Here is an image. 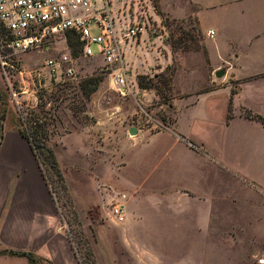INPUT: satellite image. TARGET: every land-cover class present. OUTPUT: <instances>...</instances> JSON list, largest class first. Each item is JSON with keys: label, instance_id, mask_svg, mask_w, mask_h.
Returning <instances> with one entry per match:
<instances>
[{"label": "crops", "instance_id": "crops-1", "mask_svg": "<svg viewBox=\"0 0 264 264\" xmlns=\"http://www.w3.org/2000/svg\"><path fill=\"white\" fill-rule=\"evenodd\" d=\"M158 6L169 20H193L205 39L201 49L183 54L189 69L183 74L190 76L172 78L178 95L170 106L172 122L154 133L136 129L127 141L132 146L119 154L118 168L131 171L117 197L124 220L109 218L130 249V264H260L264 0H158ZM220 71L223 76H216ZM59 138L64 144L82 141L81 134L63 129ZM98 155L101 161L107 157ZM55 156L77 206L67 170ZM83 157L89 162L84 180L96 189L105 182L102 175L94 177L98 157L91 152ZM96 195L98 206L105 195L102 189ZM3 250L32 251L51 264H78L30 142L12 129L2 132L0 143ZM0 264L28 262L0 256Z\"/></svg>", "mask_w": 264, "mask_h": 264}, {"label": "rangeland", "instance_id": "rangeland-1", "mask_svg": "<svg viewBox=\"0 0 264 264\" xmlns=\"http://www.w3.org/2000/svg\"><path fill=\"white\" fill-rule=\"evenodd\" d=\"M108 2L110 14L119 28L123 29L128 19L135 17L145 25L146 31L141 36L125 40L123 45L131 94L122 96L109 87L108 73L102 71L103 61L94 45L91 47L93 57H84L76 39L68 43V38L63 36L52 38L49 50L10 57L8 63L22 72H12L10 76L16 77L10 80L0 67L2 132L5 129L27 131L29 125L41 126L47 136L46 145L58 153L67 170L77 206L50 172L53 182L46 185L78 264H91L88 250L96 264H130V249L117 236L119 226L109 218L110 208L117 203L131 173L129 168H118L119 154L132 146L127 144L133 137L129 128L154 133L172 122L170 106L173 98L178 97L172 89V77L190 76L183 74V70L189 71L183 54L202 46L205 39L193 20L172 21L162 15L158 0ZM66 53L72 57L75 74L70 80L57 83L43 69L42 63ZM141 78L146 84L144 89L138 85ZM178 87L184 90L186 84L180 82ZM86 92L91 93L86 95ZM61 128L66 133L81 134L82 141L69 139L64 144L59 138ZM89 152L98 157L93 161L94 177L98 179L102 175L105 179L96 189L93 182L84 180L89 162L83 156ZM100 152L107 156L102 161ZM36 162L38 164L37 159ZM100 189L105 197L103 203L96 206V193Z\"/></svg>", "mask_w": 264, "mask_h": 264}, {"label": "built area", "instance_id": "built-area-1", "mask_svg": "<svg viewBox=\"0 0 264 264\" xmlns=\"http://www.w3.org/2000/svg\"><path fill=\"white\" fill-rule=\"evenodd\" d=\"M129 17V15H128ZM144 23L128 19L122 29L110 14L108 0H0V67L10 80L12 72L21 71L8 63L10 57L49 50L52 38L75 35L81 44V54L93 57L91 47L102 58L109 87L125 96L132 93L123 58L125 40L141 36ZM212 35V32L209 33ZM69 53L42 63L55 82H66L75 74ZM116 222L124 220V207L115 203L109 211ZM264 264V259L259 260Z\"/></svg>", "mask_w": 264, "mask_h": 264}, {"label": "trees", "instance_id": "trees-1", "mask_svg": "<svg viewBox=\"0 0 264 264\" xmlns=\"http://www.w3.org/2000/svg\"><path fill=\"white\" fill-rule=\"evenodd\" d=\"M163 15V14H162ZM68 43H71L73 39H76L77 44L79 45L81 51V44L78 38L75 35L67 34ZM202 46L197 47L195 50L201 49ZM194 50V51H195ZM173 78V77H172ZM142 79V80H141ZM138 80V85L140 88H146V84L143 81L144 78ZM92 92V91H91ZM91 92H86V95H89ZM231 103L228 107V117L231 116ZM249 117L250 114H249ZM18 132L21 133L27 140L30 141L31 148L35 154V157L38 161L40 171L47 185L52 183L49 178V172L52 173L55 180L59 183L60 187L63 189L66 195H69L66 182L64 176L62 175V171L58 164L57 158L55 156L54 151L46 145L45 140L47 136L41 126L29 125L27 131H23L18 129ZM69 197V196H68ZM70 198V197H69ZM88 257L91 258V264H96L95 260L92 258V253L90 250L87 251ZM0 256H8V257H18L24 258L28 262V264H51L48 259L40 258L32 251H14V250H3L0 251Z\"/></svg>", "mask_w": 264, "mask_h": 264}, {"label": "water", "instance_id": "water-1", "mask_svg": "<svg viewBox=\"0 0 264 264\" xmlns=\"http://www.w3.org/2000/svg\"><path fill=\"white\" fill-rule=\"evenodd\" d=\"M223 74H224V71H220L219 73H216L215 75L218 77H221V76H223ZM2 130H3V125L1 123V125H0V143L2 140ZM136 133H137V130L135 128H132L129 130L130 135H136Z\"/></svg>", "mask_w": 264, "mask_h": 264}]
</instances>
